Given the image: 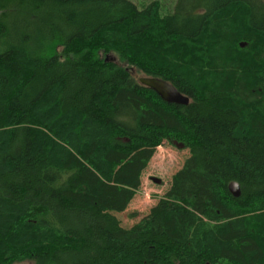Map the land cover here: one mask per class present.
I'll return each mask as SVG.
<instances>
[{
	"label": "trees",
	"instance_id": "1",
	"mask_svg": "<svg viewBox=\"0 0 264 264\" xmlns=\"http://www.w3.org/2000/svg\"><path fill=\"white\" fill-rule=\"evenodd\" d=\"M165 143L189 156L126 226ZM26 261L264 264V0H0V264Z\"/></svg>",
	"mask_w": 264,
	"mask_h": 264
},
{
	"label": "rangeland",
	"instance_id": "2",
	"mask_svg": "<svg viewBox=\"0 0 264 264\" xmlns=\"http://www.w3.org/2000/svg\"><path fill=\"white\" fill-rule=\"evenodd\" d=\"M140 9L153 2H158L162 15L173 14L178 0H131ZM114 56V55H113ZM114 58V57H113ZM117 59V56L114 58ZM132 74L139 81L145 77L133 70ZM189 151L182 144L165 143L159 147L143 176V184L128 210L119 215L126 226L134 225L145 217L151 208L165 195L171 185V177L182 168ZM17 264H34L26 261Z\"/></svg>",
	"mask_w": 264,
	"mask_h": 264
},
{
	"label": "water",
	"instance_id": "3",
	"mask_svg": "<svg viewBox=\"0 0 264 264\" xmlns=\"http://www.w3.org/2000/svg\"><path fill=\"white\" fill-rule=\"evenodd\" d=\"M139 83L154 91L166 103L180 106H187L190 103L188 97L180 93L172 84L165 80L154 77H142ZM229 190L235 198L241 197V189L237 182H232Z\"/></svg>",
	"mask_w": 264,
	"mask_h": 264
}]
</instances>
